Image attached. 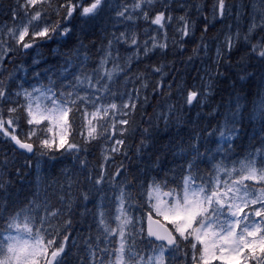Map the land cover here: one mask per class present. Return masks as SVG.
Wrapping results in <instances>:
<instances>
[{"label":"snow or ice","instance_id":"obj_1","mask_svg":"<svg viewBox=\"0 0 264 264\" xmlns=\"http://www.w3.org/2000/svg\"><path fill=\"white\" fill-rule=\"evenodd\" d=\"M0 12V264H264V0Z\"/></svg>","mask_w":264,"mask_h":264},{"label":"rangeland","instance_id":"obj_2","mask_svg":"<svg viewBox=\"0 0 264 264\" xmlns=\"http://www.w3.org/2000/svg\"><path fill=\"white\" fill-rule=\"evenodd\" d=\"M10 2H11V0H4V3H5V4L10 3ZM21 3H23V0H21ZM129 5H130V4H129ZM0 14H1V13H0ZM0 17H1V16H0ZM8 17H9L8 20H5L4 18H3V19H0V25H3L4 23H7V24L11 25V23H12L11 17H10V16H8ZM144 27H147V25L141 23L140 28L137 29V32L139 33V38H140L141 40L145 39V37H144L143 34H142V30H143ZM122 30H123V29H122ZM198 66H200V65H198ZM8 67H11V65H8ZM21 75H23V73H21ZM30 75H31V74L29 73V76H30ZM193 75H194V73H193ZM189 82H191V81H189ZM131 86H132V85H130L129 87H131ZM166 102H167V103H172L173 101H166ZM157 111H159V109H158ZM75 119H77V121H79V117H78V116L75 117ZM26 131H27V128H25V129H23V130H20V135L23 136L24 132H26ZM79 140H80V136H79V133L77 132V134H76V136H75V141H76V142H79ZM95 147H96L95 151H97V155H96V156H97V158H98V160H99L100 157H101V153H102V151L105 150L107 147H109V145H107L105 142L101 141V143H100L99 145H96ZM92 151H93V149H92ZM1 157H2V155H1ZM2 158H3V157H2ZM34 175H35V173H34Z\"/></svg>","mask_w":264,"mask_h":264},{"label":"bare ground","instance_id":"obj_3","mask_svg":"<svg viewBox=\"0 0 264 264\" xmlns=\"http://www.w3.org/2000/svg\"><path fill=\"white\" fill-rule=\"evenodd\" d=\"M5 19V20H8L9 19V17L8 16H3V17H0V19ZM191 53L189 52V53H187L186 55H190ZM45 56L48 58L47 59V64H51V63H55L56 62V60H55V58L54 57H52V55L51 54H49L47 51L45 52ZM46 66V64H42V65H40V67H45ZM141 69H143V65L141 66ZM131 85V84H130ZM129 85V86H130ZM132 87V86H131ZM142 95H143V93H142ZM151 98V97H150ZM158 103V101H154L153 102V104H152V106L150 107V112L148 113L149 115L150 114H152L153 113V111L154 110H158L157 108H155V105ZM144 112H145V109L144 108H142L139 112H137L136 113V115H135V123L136 124H140V122H141V118H142V116H143V118L144 119H147V116H145L144 115ZM142 126H147V125H142ZM138 142V141H137ZM96 148V147H95ZM0 149H2V147L0 146ZM94 154H96L97 155V151H94ZM92 166H95V164H92ZM35 178V177H34ZM58 179H63L62 177H58Z\"/></svg>","mask_w":264,"mask_h":264},{"label":"trees","instance_id":"obj_4","mask_svg":"<svg viewBox=\"0 0 264 264\" xmlns=\"http://www.w3.org/2000/svg\"><path fill=\"white\" fill-rule=\"evenodd\" d=\"M124 2H126V3H128V4H131V3L133 2V0H124ZM0 13H1L0 16L3 17L4 14H3L2 12H0ZM121 30H122V29H121ZM45 52H46V51H45ZM141 66H142V65H141ZM149 102H150V104H153L154 101H152L151 98H150V101H149ZM150 107H151V106L145 105L144 109L146 110L147 113L150 112V110H149ZM129 143H131V141H129ZM0 146L3 147L2 145H0ZM95 149H96V148L94 147V148H93V151H92V155H89V156H88V160L91 161L92 164H96V162H97V160H98L96 154H94ZM1 155H2V154H0V159H2ZM19 162H20V163H23V162H24V161H23V158H21ZM10 170H11V169H10ZM34 177H35V175H34V173H33V178H34ZM50 179H51V178H50ZM57 179H58V177H57ZM49 182H50V180H49ZM51 191H52V190L49 189V192H50V193H51Z\"/></svg>","mask_w":264,"mask_h":264}]
</instances>
